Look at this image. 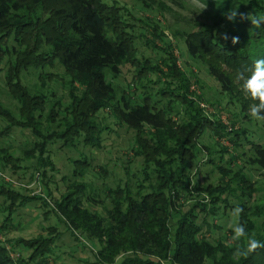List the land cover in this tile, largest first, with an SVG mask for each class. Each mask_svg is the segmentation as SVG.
I'll list each match as a JSON object with an SVG mask.
<instances>
[{
  "label": "trees",
  "instance_id": "1",
  "mask_svg": "<svg viewBox=\"0 0 264 264\" xmlns=\"http://www.w3.org/2000/svg\"><path fill=\"white\" fill-rule=\"evenodd\" d=\"M231 8H238V12L264 14V0H221L214 17L215 25L188 34L184 41L190 57H206L208 74L228 95L234 93L233 78H237V73L251 68L256 59L264 58V26L252 28L249 21H240L239 16L235 22L227 21L223 13ZM119 15L118 10L100 0H0V63L7 51L17 55L25 46L27 53L18 54L13 71L17 73L21 66L38 64L43 67L46 62L48 65L57 62L64 72L71 102L63 107L62 124L56 127L62 129L57 136L62 139L63 146L70 145L72 140L75 142L74 137L80 135L83 145L91 148L98 145L101 129L95 125L93 117L99 110L112 109L118 122L134 132V153L157 167L152 174L154 182L148 183L145 174L146 186L140 184L135 193L127 187L124 191H109L113 198L112 208L104 210V214L85 209L82 191L77 187L62 195L60 200L53 199L51 209L46 200L47 197L52 199L51 191L43 180L45 172H40L39 168L35 172L42 178L41 190L46 194L45 199L20 197L11 184L4 183L0 177V234L9 231L18 209L38 201L42 209L51 210L45 215L55 213L64 220L71 236L73 231H78L88 240L94 239L102 245L93 260L84 264H160L169 258L172 264H205L208 260L213 264H264V248L247 257L235 254L238 246H246V239L232 245L208 243L203 237L204 221L198 224L197 214L214 216L216 211L213 206L207 211L206 205L188 202L193 192L204 191L210 196L216 193L209 187L203 190L191 188L188 178L189 163L195 161L198 153L194 141L211 127V123L196 110L189 123L176 124L167 116L166 107H159L155 98L146 96L133 106L127 100L115 104V88L107 82V76H118L132 51ZM225 32L229 37L238 36L239 43L233 45L230 39L223 40L220 34ZM9 40H12L10 48L7 46ZM12 78L8 77V85L12 93L18 94L20 118L26 125L22 123L24 121L14 123L5 114L0 113V118H8L11 126L29 133L32 139L25 147L32 146L34 153L31 152L33 157L24 156V161L34 160L43 166L46 138L42 139L38 122L43 117L45 99L31 95L22 84L12 82ZM161 90L160 95L164 94V89ZM181 101L193 108L192 102L185 98ZM56 106L62 109L59 102ZM58 116V111L51 107L47 123L52 124ZM8 136L9 131L0 132V137ZM0 150L2 174L13 156L2 148ZM251 151L252 163L264 171V146L253 144ZM74 172L78 173L77 170ZM218 194L223 196L222 192ZM221 203L225 205V202ZM174 219L177 227L172 236L168 225ZM244 225L250 235L254 234L256 239L264 242V233H254L251 226ZM55 229L49 228L48 233ZM50 238L8 240L14 249L23 250L15 262L0 243V264H44L53 254L54 239ZM38 247L45 248L41 252L37 251Z\"/></svg>",
  "mask_w": 264,
  "mask_h": 264
},
{
  "label": "rangeland",
  "instance_id": "2",
  "mask_svg": "<svg viewBox=\"0 0 264 264\" xmlns=\"http://www.w3.org/2000/svg\"><path fill=\"white\" fill-rule=\"evenodd\" d=\"M100 1L118 10L120 22L132 45L130 58L121 66L120 74L107 76V82L115 88V104L127 100L133 106L146 96L155 98L160 103L159 107H166L167 116L176 124L189 123L196 110L211 123V127L194 141L198 153L195 161L189 163L188 172L191 188L203 190L209 187L217 193L210 196L204 191L193 192L188 200L190 205H206L207 211L213 206L216 211L214 216H204L196 211L198 224L204 221L203 237L212 245L238 242L232 240L229 228V224L235 222L231 210L236 205L244 210L239 222L251 226L254 233H264V171L252 163L251 151L253 144L264 146V121H255L248 116L249 106L254 102L242 91L241 81L233 78L234 93H223L208 74L206 57H190L184 45L188 34L215 25L214 17L218 14L221 0ZM11 41L7 44L9 48ZM23 47L19 55H26ZM7 52L0 63V113L16 124L24 121L20 118L18 94L12 93L8 77L13 76L11 81L22 84L31 95L45 99L43 117L38 123L42 139L46 138L43 156L46 161L43 166L34 160L24 161V156L33 157L32 146L25 147L32 138L27 131L11 126L8 118H0V132L9 131L8 137H0V148L13 156L11 164L1 172L9 180L4 183L11 184L20 197L45 199L46 194L41 190L42 178L35 172L39 168L40 172H45L43 180L51 191L52 199H46L51 209L53 199L60 200L62 195L77 187L82 191L84 208L104 214V210L112 208L113 198L109 191H124L127 187L135 193L140 184L146 186V176L148 183L154 182L155 163L146 162L134 153L135 134L118 122L112 109L99 110L93 117L95 125L101 129L98 131V145L93 148L83 145L80 135L74 137L75 142L72 140L70 145L63 146L62 139L57 136L62 129L56 127L62 124L63 107L70 105L71 101L62 68L57 62L49 65L46 62L43 67L38 64L18 67L16 73L13 66L19 55L10 50ZM161 89H164L162 95ZM184 98L192 102L193 108L181 101ZM57 102L62 109L56 106ZM51 107L58 111L59 116L49 124L46 118ZM22 123L26 125L25 121ZM74 143L77 144L72 145ZM23 153L26 154L22 156ZM220 192L223 196L218 194ZM47 211L51 210L42 209L38 201H33L13 215L9 231L0 234V243L5 246L9 258L17 261L23 250L14 249L8 240L20 238L31 241L38 237H51L54 239L53 254L44 264L92 261L102 245L94 239L88 240L78 231H73L71 236L64 220L55 213L45 215ZM176 224L174 219L168 225L172 236ZM51 227L56 229L48 233ZM44 248L38 247L37 251L42 252ZM160 264H172V259L162 260ZM205 264L213 263L208 260Z\"/></svg>",
  "mask_w": 264,
  "mask_h": 264
},
{
  "label": "clouds",
  "instance_id": "3",
  "mask_svg": "<svg viewBox=\"0 0 264 264\" xmlns=\"http://www.w3.org/2000/svg\"><path fill=\"white\" fill-rule=\"evenodd\" d=\"M225 19L229 22H235L239 16L240 21H249L252 28L259 29L264 26V14H256L251 12H238L237 9L231 8L229 11L223 13ZM221 38L225 41L231 40L233 45L239 43L238 36H231L225 32L220 34ZM249 73L245 75V73ZM237 79L242 82V91L247 97L254 103L250 104L248 116L255 121H264V58L256 59L253 65L249 69L241 70L237 73ZM243 208L240 205H236L231 210V216L234 219V223L229 224V228L232 231V240L240 241L246 239V246L241 248L237 247L235 250L236 255H242L247 257L251 253H254L259 248H264V242L255 238V235H250L243 223L239 222V218L243 213Z\"/></svg>",
  "mask_w": 264,
  "mask_h": 264
},
{
  "label": "built area",
  "instance_id": "4",
  "mask_svg": "<svg viewBox=\"0 0 264 264\" xmlns=\"http://www.w3.org/2000/svg\"><path fill=\"white\" fill-rule=\"evenodd\" d=\"M0 177H2L5 180V182H9V180L4 175L0 174Z\"/></svg>",
  "mask_w": 264,
  "mask_h": 264
}]
</instances>
